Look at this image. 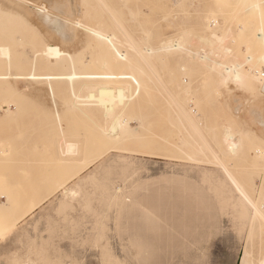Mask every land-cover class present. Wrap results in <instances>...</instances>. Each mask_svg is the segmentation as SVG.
Segmentation results:
<instances>
[{
  "label": "rangeland",
  "instance_id": "obj_1",
  "mask_svg": "<svg viewBox=\"0 0 264 264\" xmlns=\"http://www.w3.org/2000/svg\"><path fill=\"white\" fill-rule=\"evenodd\" d=\"M85 1L87 6L78 8L88 12V23L109 16L101 0ZM102 1L138 40L149 36L152 48L190 35L189 49L201 50L205 42L199 37L227 31L232 37L225 45L214 44L216 57L210 55L220 64L254 62L247 56L259 49L256 34L264 30V0ZM255 1L259 9H249ZM3 23L0 44L10 45L25 60L39 42L35 30L23 21L16 27ZM84 45L80 60L93 62L95 54L89 60L86 53L92 46ZM150 63L155 70L148 80L151 95L129 113L131 126L137 128L144 117V127L71 181L67 188L73 194L57 185L69 175L55 154L59 122L47 94L37 90L42 85L0 90V264H240L246 249L258 263L264 217L255 215L252 206L258 204L264 214V155L256 151H264V125L257 126L248 114L236 119L231 114L236 102L264 109V93L259 85L225 80L217 64L196 63L186 53L159 52ZM65 102L58 94L63 128L71 138L86 140L93 123ZM179 104L196 111L197 131L183 124ZM8 108L15 115L9 117ZM228 131L237 133L244 146L239 162L229 168L236 175L242 172L234 176L250 192L252 205L240 201L239 191L212 162L209 147L218 149ZM216 174L224 177L223 184L215 181ZM45 194L48 200L14 227L19 212Z\"/></svg>",
  "mask_w": 264,
  "mask_h": 264
},
{
  "label": "bare ground",
  "instance_id": "obj_2",
  "mask_svg": "<svg viewBox=\"0 0 264 264\" xmlns=\"http://www.w3.org/2000/svg\"><path fill=\"white\" fill-rule=\"evenodd\" d=\"M85 2V0H0V21H4L3 24L16 27L15 23L26 22L39 37V42L33 45L32 53L25 56L23 61L18 58L17 50L14 51L8 44H0V90L11 91L13 88L16 89L19 84L42 85L37 87V90L47 94L52 102L56 120L59 122V138L55 143V154L67 164L66 169L69 176L63 178L64 180L57 185L66 195L74 193V190L67 186L80 173L86 171L91 163L104 159L116 151L114 149L122 142L133 139L137 135L138 127L141 128L144 125L145 118L139 117V126L137 128L131 126L130 122L132 123L133 120L129 113L136 110L134 108L151 95L148 80L149 74L155 70H153L154 67L151 66L150 60L159 52H182L186 53L188 57L196 59V63L212 62L214 67L216 64L219 66L220 74L224 76L225 80H231L236 84H248L250 87L259 85L264 93V71L262 70V66H264V30L262 28H259L260 31L258 30L259 32L256 34L259 49L254 54L247 56L252 57L254 62H249L246 58L244 61H239L241 64L232 61L220 64L211 57L216 55L213 52V45L217 43L225 45L228 38L232 37L226 34L227 31L224 35L216 32L212 34L211 39L199 37L198 42L202 40V44L205 42L207 45L205 47V44L204 46L200 44L203 47L201 50L189 49L187 42L190 35H185L186 33L185 36L177 39L164 40L158 47L152 48L147 44L149 34H147L148 37L146 36L147 40L145 37L138 40L132 32L123 26L118 13L113 11L105 1L101 0L100 3L109 16L101 18L102 20L97 21L96 25L88 23L86 21L88 12L85 9L79 11L78 8L82 4L87 6ZM260 4V2H256L249 9L258 10ZM107 21L112 22L113 26L107 27ZM214 21L212 20L211 23ZM229 34L231 33L229 32ZM85 42L86 48L87 44L92 46L90 51L86 50V53L89 57L91 55L89 60H92V55L95 54L96 58L93 62L86 63L84 60H80L79 56L82 51H85ZM195 42H197L196 39L192 43ZM207 47L210 51L205 49ZM223 50L226 53L230 52L226 46ZM212 53L214 54L211 55ZM84 55L89 58L85 52ZM213 66L210 65V68ZM58 94L65 97V103L68 104L67 107L72 112L86 115V118L93 123L91 130L86 134V140L71 138L63 128L61 115L63 105L61 108L58 105ZM41 96L43 97V95ZM38 97L40 98V96ZM43 103L42 100L41 104ZM179 109L183 124L186 127H192L195 132L197 122L193 113L197 114L196 111L192 112L193 110L180 104ZM16 110L18 113L20 107L17 106ZM5 111L9 117L15 115L16 112L15 110L12 112L10 108ZM242 113L252 117L257 126L264 125V109H258L253 105L245 107L236 102L234 116L232 114L231 116L236 119ZM194 137L196 139V135ZM190 142L193 143V140L189 141L192 146ZM212 147H209L212 162L228 176L232 185L239 191L243 197H240V201L246 200L245 202L252 203L250 192L247 190L249 196L243 182H240L239 177L242 176V172L238 174L240 175L239 180L235 177L238 175L232 173L229 168L231 163L239 162L240 154L243 152L244 146L239 135L228 131L224 140L218 143V149ZM201 150L204 151V148ZM256 151L262 156L264 155L262 149L258 148ZM248 158L258 160L253 156H248ZM84 159L85 164L81 165L80 162ZM214 178L218 183L225 182L224 177L220 174H216ZM120 191L121 187H115L114 196L117 197ZM232 191H230V197H233ZM49 196L50 194L43 195L39 202L30 204L29 207L20 211L14 227L48 200ZM2 197L6 199V195ZM257 206L255 204L252 206L255 207L254 214L264 217L263 211ZM254 214L253 216L256 217ZM248 218L250 219L249 216ZM239 263L255 264L249 249L243 252ZM257 264H264V248L261 249Z\"/></svg>",
  "mask_w": 264,
  "mask_h": 264
}]
</instances>
